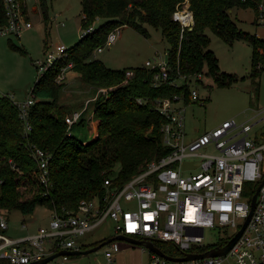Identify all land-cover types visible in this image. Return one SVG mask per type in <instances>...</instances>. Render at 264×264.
<instances>
[{
  "label": "trees",
  "instance_id": "1",
  "mask_svg": "<svg viewBox=\"0 0 264 264\" xmlns=\"http://www.w3.org/2000/svg\"><path fill=\"white\" fill-rule=\"evenodd\" d=\"M183 1L81 0L82 29L94 25L99 18L105 22L69 47L67 57L56 60L35 82L32 93L36 101L29 108L32 126L29 132H25L19 107L11 98L0 95V212L20 210L29 215L43 204H49L59 213L75 212L82 199L103 198L109 188L122 187L150 161L166 155L169 151L161 131L164 118L154 102L179 94L185 95L187 103L191 102L190 84L176 87L171 80L180 74L194 76L203 72L219 86H231L238 81L236 74L221 69L218 57L209 47L207 29L229 43L235 39L249 42L253 48L252 75L262 72L264 67L259 69L258 65L264 63V37L239 28L231 11L253 8L257 16L258 5L263 0H189L194 25L184 30L181 22L173 17ZM41 7L49 22L46 0H40ZM122 25L131 26L146 36L150 34L147 25L162 31L170 43L167 55L171 79L155 86L153 79L158 69L145 64L114 69L93 58L94 51L105 43L108 34ZM69 63L93 88L113 87L93 102L94 115L100 123L98 135L90 141L75 135L74 125L69 134L66 116L75 109L61 102L65 83L57 81L62 68ZM128 71H132V76H127ZM138 98L145 102L139 103ZM83 123L84 118L79 124ZM34 146L51 154L47 185L35 175ZM106 180L111 182L109 186ZM227 241L228 238H223L215 246ZM156 245L169 257L185 254L171 242L157 241ZM212 247L195 246L190 251L201 252ZM0 264L9 263L1 259Z\"/></svg>",
  "mask_w": 264,
  "mask_h": 264
},
{
  "label": "built area",
  "instance_id": "2",
  "mask_svg": "<svg viewBox=\"0 0 264 264\" xmlns=\"http://www.w3.org/2000/svg\"><path fill=\"white\" fill-rule=\"evenodd\" d=\"M30 0H0V38L20 36L34 26L32 15L40 13V0L30 7ZM186 5L182 7V5ZM57 16V15H56ZM185 21L182 17H189ZM174 19L181 22L183 30L194 24L190 1L184 0L175 11ZM257 21L264 26V0L258 5ZM91 25L82 29L80 37L94 32ZM118 28L112 30L103 45H112L118 38ZM56 51L59 55H56ZM68 47L62 42L55 51L48 52L44 60L37 61L39 77L52 64L67 57ZM263 52V50H261ZM69 63L68 66H72ZM145 65L158 69L153 84L158 86L171 79L168 55H157L148 59ZM264 63H259L262 69ZM68 67H63L57 81L65 77ZM132 71L127 76H132ZM204 73L194 76L180 74L171 80L176 87L190 84L191 102L183 94L158 98L155 108L163 116L161 126L168 153L150 161L139 173L122 187L109 188L103 198L82 199L75 212L53 211L51 228L40 227L35 233L11 238L6 234L8 217L0 212V260L9 264H29L62 250L82 249L80 237L103 224L108 218L115 223V236L104 251L102 264H118L121 250L118 236H129L140 240L171 242L185 253L195 246H224L243 226L251 202L260 187L253 215L238 241L223 256H209L202 259L176 262L161 256L144 245L150 253L149 264H264V107L255 115L257 120L238 123L225 120L215 128L206 130L194 138H188L186 131V106L200 99L194 82L202 81ZM128 79L125 80L127 82ZM113 87L99 88L97 94L86 100L82 109L66 116L69 134L72 126L79 123L88 110V104L97 100L99 94L107 95ZM19 107L25 122V132L32 129L29 108L36 101L34 96L19 102L13 95L5 93ZM139 103L145 102L138 98ZM252 119V118H251ZM39 181L50 182L49 162L51 154L40 147L32 150ZM187 163V166H184ZM188 171L189 174L183 172ZM111 182L106 180V185ZM255 190L254 193H252ZM23 227H27L23 224ZM215 230L220 239L228 241L220 246L218 242H204L205 232ZM49 244V245H47ZM205 250V251H207ZM201 251V252H205ZM197 253H200L199 251ZM68 254L50 260L45 264H63Z\"/></svg>",
  "mask_w": 264,
  "mask_h": 264
},
{
  "label": "rangeland",
  "instance_id": "3",
  "mask_svg": "<svg viewBox=\"0 0 264 264\" xmlns=\"http://www.w3.org/2000/svg\"><path fill=\"white\" fill-rule=\"evenodd\" d=\"M35 2L28 1L29 6L34 7ZM46 4L51 18L49 22L45 20L41 7L40 13L32 15L35 23L32 28L20 36L0 38V94H12L13 99L19 102L33 97L32 89L39 77L37 61L44 60L48 52L55 51L58 43L63 42L69 48L81 40V0H46ZM231 17L242 30L264 37V26L257 21L253 8H235L231 11ZM104 22V18H99L94 27L98 28ZM193 25L186 28H193ZM117 28V40L112 45H105L101 52L95 50L93 58L103 61L110 68L122 69L143 65L146 60L157 55L166 57L170 43L160 29L147 25L150 34L146 36L128 25ZM206 33L211 40L209 47L218 57L221 69L236 74L238 81L231 86H219L212 78L204 76L202 81L194 82L193 87L198 90L200 99L186 106L188 138L211 130L225 120L242 123L263 116L255 115L259 108L264 107V69L257 76L252 75V45L243 39H235L229 43L210 29ZM55 54L59 55L57 51ZM72 66H66L68 68L65 77L61 80L65 87L61 91L60 99L74 109H82L86 99L94 96L99 88L95 89L85 83ZM93 104L89 103L88 109ZM85 115L84 123L75 124L73 133L83 141H90L92 134L88 133L89 126ZM183 173L189 174L188 171ZM52 213L49 204L38 206L29 215H24L20 210L5 212L9 226L6 234L11 238H19L35 233L40 227L50 229ZM24 223L27 227H23ZM114 225V221L108 218L103 224L81 236V245L114 237ZM219 239L220 236L215 230H206L204 242H218ZM118 242L123 247L128 246L118 253V264H149L148 250L125 240ZM107 247L105 245L86 255H70L68 260L60 257L59 261L63 264H102Z\"/></svg>",
  "mask_w": 264,
  "mask_h": 264
},
{
  "label": "water",
  "instance_id": "4",
  "mask_svg": "<svg viewBox=\"0 0 264 264\" xmlns=\"http://www.w3.org/2000/svg\"><path fill=\"white\" fill-rule=\"evenodd\" d=\"M192 29V28H190ZM184 166H187V163H184ZM260 187L257 189L256 193L254 194L253 198H252V202H251V210L250 213L245 221V223L243 224V226L241 227V229L222 247L220 248H216V249H210L207 250L205 252H187L184 254V256L181 257H169L167 255H165L163 253V251L152 241V240H140V239H135V238H131L129 236H118L119 239L121 240H125L133 245H144L147 248H149L150 250L160 254L163 257H166L167 259L171 260V261H176V262H184V261H190V260H196V259H202L204 257H209V256H223L226 253H228V251L233 247V245L238 241V239L240 238V236L242 235L243 231L245 230V228L247 227L255 206H256V199H257V195L259 192ZM113 237L108 238L94 246H90L87 248H82V249H76V250H62L60 252H55L53 254H50L38 261L29 263V264H45L47 262H49L50 260L60 256L61 254H68V255H86L89 253H92L94 251H98L99 249H101L103 246L109 244L110 242L113 241Z\"/></svg>",
  "mask_w": 264,
  "mask_h": 264
},
{
  "label": "crops",
  "instance_id": "5",
  "mask_svg": "<svg viewBox=\"0 0 264 264\" xmlns=\"http://www.w3.org/2000/svg\"><path fill=\"white\" fill-rule=\"evenodd\" d=\"M75 110H79V109L77 108ZM88 112H90V113H88ZM85 117H86V121H87L88 126H89L88 133L92 134V139H93V138H95L98 135V127H99L100 120L98 118H96V116L94 115V108L93 107L91 109L87 110V113H86ZM124 247L122 245L121 246V248H122L121 250H123ZM125 248H128V246H126Z\"/></svg>",
  "mask_w": 264,
  "mask_h": 264
},
{
  "label": "bare ground",
  "instance_id": "6",
  "mask_svg": "<svg viewBox=\"0 0 264 264\" xmlns=\"http://www.w3.org/2000/svg\"><path fill=\"white\" fill-rule=\"evenodd\" d=\"M184 18L185 21H188L190 19V16L189 17H182Z\"/></svg>",
  "mask_w": 264,
  "mask_h": 264
}]
</instances>
